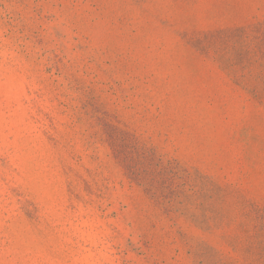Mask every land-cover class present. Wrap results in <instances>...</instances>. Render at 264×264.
Here are the masks:
<instances>
[{
  "label": "rangeland",
  "instance_id": "rangeland-1",
  "mask_svg": "<svg viewBox=\"0 0 264 264\" xmlns=\"http://www.w3.org/2000/svg\"><path fill=\"white\" fill-rule=\"evenodd\" d=\"M0 264H264V0H0Z\"/></svg>",
  "mask_w": 264,
  "mask_h": 264
}]
</instances>
